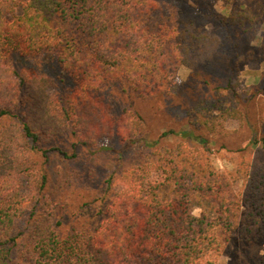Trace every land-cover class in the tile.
Masks as SVG:
<instances>
[{"label":"trees","instance_id":"obj_1","mask_svg":"<svg viewBox=\"0 0 264 264\" xmlns=\"http://www.w3.org/2000/svg\"><path fill=\"white\" fill-rule=\"evenodd\" d=\"M241 15L219 20L226 26ZM178 23L161 0H0V264H213L234 236L264 239V107L256 135L224 172L207 147L154 146L158 139L143 136V117L131 108L116 115L105 91L118 83L139 97L172 93L171 68L210 59L218 38ZM14 54L56 57L67 89L55 95L48 76L18 71ZM219 102L217 118L244 119L230 100ZM204 107L192 108L197 128H210L198 118ZM68 133L76 140L67 150L57 141ZM102 138L118 141L119 152L141 148L143 160L122 171L120 190L102 197L97 221L80 214L64 225L46 190L47 163L52 154L76 158L78 147ZM237 181L246 208L241 225ZM105 184L109 189L111 178ZM194 199L203 207L197 216ZM257 262L264 264V252Z\"/></svg>","mask_w":264,"mask_h":264},{"label":"rangeland","instance_id":"obj_2","mask_svg":"<svg viewBox=\"0 0 264 264\" xmlns=\"http://www.w3.org/2000/svg\"><path fill=\"white\" fill-rule=\"evenodd\" d=\"M16 1L23 3L27 0ZM161 2L173 8L174 18L180 26H192L197 33L205 31L218 38L219 45L213 56L195 67L177 65L171 68V79L176 85L172 93L157 89L152 95L139 97L122 90L118 83L105 91L115 104L116 115H120L125 108H131L143 117V136L149 142L158 139L154 146L172 148L181 142L192 147H207L214 166L221 171L232 172L243 153L242 149L256 135L258 112L264 107V0ZM16 12H23L21 5ZM235 12L242 13L241 21L226 26L220 22L222 16ZM13 58L18 71L48 76L55 95L67 89L68 85L59 81L64 75L56 64V57L52 56L48 62L42 55L24 57L14 54ZM230 82L234 87L229 85ZM219 99L230 100L228 104L241 110L244 119L217 118L220 114L218 106L221 105ZM197 104L202 108L207 106L198 118L208 119L210 128L203 125L197 128L191 124L192 108ZM194 118L197 120V113ZM188 130L194 132L193 137L182 133ZM164 132L170 133L162 135ZM75 140L68 133L57 144L68 150ZM107 146L113 149L105 148ZM120 147L118 141L102 138L90 148L78 147L76 158L51 155L46 166L49 177L46 190L56 204L57 215L64 225L74 222L76 215L80 214H95L91 219L97 221L100 218L97 208L102 197L109 191L120 190L122 171L142 162L141 148L119 152ZM37 161L40 164L42 158L39 156ZM151 175L161 180L155 171ZM108 178H111L109 189L105 184ZM232 189L239 203L238 220L241 225L246 214L243 185L237 181ZM199 204L196 199L192 201V212L196 216L203 209ZM263 252L264 239L249 243L234 236L225 249L212 255V263L258 264L257 256Z\"/></svg>","mask_w":264,"mask_h":264}]
</instances>
